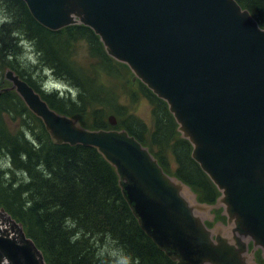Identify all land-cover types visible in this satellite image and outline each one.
<instances>
[{
  "label": "water",
  "instance_id": "water-1",
  "mask_svg": "<svg viewBox=\"0 0 264 264\" xmlns=\"http://www.w3.org/2000/svg\"><path fill=\"white\" fill-rule=\"evenodd\" d=\"M43 27L83 25L163 100L220 196L201 203L125 129L82 126L7 68L4 78L56 145L96 149L115 169L140 228L177 264L264 260V28L236 0H22ZM117 125L115 116L109 117ZM214 209L227 222L209 228ZM252 244V250H250ZM0 264H49L0 207Z\"/></svg>",
  "mask_w": 264,
  "mask_h": 264
},
{
  "label": "trees",
  "instance_id": "trees-1",
  "mask_svg": "<svg viewBox=\"0 0 264 264\" xmlns=\"http://www.w3.org/2000/svg\"><path fill=\"white\" fill-rule=\"evenodd\" d=\"M236 1L264 27V0ZM0 3L10 15L0 24V72L3 70L4 83L0 88V207L24 225L49 264H105L107 258L102 253L111 247L132 263L177 264L140 228L123 198L115 169L96 149L54 144L42 121L21 98L14 91L2 89L10 86L4 78L10 68L58 112L80 121L89 114V124L81 121L82 126L92 130L126 129L150 149L168 174L190 186L201 203L214 204L220 193L192 158V146L181 138L167 104L137 81L139 96L152 106L150 127L129 111V105H120L116 94L107 93L101 81L104 75L114 78L132 73L107 55L91 29L75 25L53 32L32 17L22 0ZM22 39L36 48L38 67L68 82L71 93H67V99L58 98L56 92L42 91L43 71L20 70ZM82 40L87 46L86 61L74 62L72 48ZM131 96L133 102L137 100V94L132 92ZM112 114L118 120L116 127L108 122ZM27 118L36 124V138L25 130ZM216 215L224 220L220 211ZM256 259L258 264H264L260 252Z\"/></svg>",
  "mask_w": 264,
  "mask_h": 264
},
{
  "label": "rangeland",
  "instance_id": "rangeland-1",
  "mask_svg": "<svg viewBox=\"0 0 264 264\" xmlns=\"http://www.w3.org/2000/svg\"><path fill=\"white\" fill-rule=\"evenodd\" d=\"M3 7H4V5H2V3H0V24L2 22H4L5 19H7V17H10L8 12H6L3 9ZM22 40L23 41L21 42V44H19V46L23 48L24 55L22 56L20 63H19L20 70L22 72L29 71V73L31 71H34V72L43 71L41 66L38 67L39 55L37 54L36 48L33 46V44L28 42L27 39H22ZM72 49H73V52H71L70 56H71V58H74V62L77 61V62L81 63L83 61V59L84 60L86 59L87 46L83 40L79 41L77 46L72 48ZM37 67H38V69H37ZM42 74L45 77V81H47V83H49V86L56 81H59L63 84L69 85L68 82H62V80L55 78L53 76V74L51 73V71H49L47 69H45ZM2 77H3V70L0 72V88L4 85ZM101 81H103V83H105L107 93L117 95V98L119 99L120 105H122V104L129 105V111L130 112H133L134 114H136L139 118H141L143 121H145L146 124H148L150 127L153 125L152 106H151L150 102L146 98L139 96L137 88L135 87V84L137 82L132 83V86H131V82H133V74L125 72V75H122L120 77H114V78L113 77L110 78V77H107L106 75H104L102 77ZM128 84L130 86H128ZM132 87H134V88H132ZM111 89H113V90H111ZM42 91H44L46 94H54L53 92H56V93H58L57 94L58 98H63V99L66 98L67 99L69 97V96H67V94L63 95L61 92H59L58 90H55V89H45L44 88ZM132 92L137 94V100L134 102L130 99ZM76 94L77 93L74 89L73 90L74 97H76ZM131 98H132V96H131ZM72 99H73V101H75L74 100L75 98H72ZM87 115L89 116V114H87ZM87 115H84L81 118L82 123L89 124V122L87 121V118H88ZM112 115H110V116H112ZM18 122H19V120L16 123L18 124ZM34 124H35V122L33 119L27 118V121L25 123V130L27 133L34 134L35 138H36V135H38L37 134L38 132H36L37 128L35 127L36 124L35 125ZM175 168H176V166L173 165V169H175ZM207 221H209L211 223L214 222V221L212 222L208 219H207ZM117 250H118L117 248L114 249L111 247V248H108L107 250H105L104 253H102L103 254L102 257L107 258V262L105 264H136V263H132L128 258H126V256H124L122 253H120Z\"/></svg>",
  "mask_w": 264,
  "mask_h": 264
},
{
  "label": "bare ground",
  "instance_id": "bare-ground-1",
  "mask_svg": "<svg viewBox=\"0 0 264 264\" xmlns=\"http://www.w3.org/2000/svg\"><path fill=\"white\" fill-rule=\"evenodd\" d=\"M12 70V69H11ZM20 76V75H19ZM25 81V80H24ZM4 89H6V88H4ZM3 90V89H2ZM35 90V92L37 93V94H39V96L45 101V102H47L44 98H43V96H42V94L40 93V92H38L36 89H34ZM9 92V91H8ZM47 104L49 105V107L52 109V110H54V111H56V112H58L57 110H55L54 108H52L51 106H50V104L47 102ZM59 114H61V115H64V116H68V117H71V116H69V115H67V114H64V113H61V112H58ZM34 115V114H33ZM35 116V115H34ZM73 118V117H72ZM13 217V216H12ZM35 242V241H34ZM37 245V244H36ZM42 251V250H41Z\"/></svg>",
  "mask_w": 264,
  "mask_h": 264
},
{
  "label": "flooded vegetation",
  "instance_id": "flooded-vegetation-1",
  "mask_svg": "<svg viewBox=\"0 0 264 264\" xmlns=\"http://www.w3.org/2000/svg\"><path fill=\"white\" fill-rule=\"evenodd\" d=\"M67 93H71L69 90L66 92H62L63 95L67 94Z\"/></svg>",
  "mask_w": 264,
  "mask_h": 264
}]
</instances>
